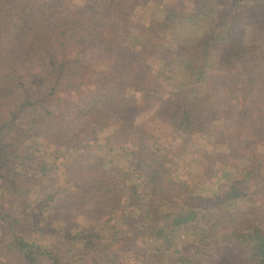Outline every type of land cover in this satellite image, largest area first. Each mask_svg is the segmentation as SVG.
Listing matches in <instances>:
<instances>
[{
  "label": "trees",
  "instance_id": "1",
  "mask_svg": "<svg viewBox=\"0 0 264 264\" xmlns=\"http://www.w3.org/2000/svg\"><path fill=\"white\" fill-rule=\"evenodd\" d=\"M148 1L0 0V264H264V0H226L184 89L162 36L215 3L132 20Z\"/></svg>",
  "mask_w": 264,
  "mask_h": 264
},
{
  "label": "rangeland",
  "instance_id": "2",
  "mask_svg": "<svg viewBox=\"0 0 264 264\" xmlns=\"http://www.w3.org/2000/svg\"><path fill=\"white\" fill-rule=\"evenodd\" d=\"M202 0H150L147 3V7L138 8L135 10L134 14L132 15V20L139 22V23H160L163 18V10H162V2H165L168 6L172 8H182L184 12L187 14L191 11H197V7ZM215 3L214 12L213 14L200 22H190L187 20H182L175 22L170 27L165 29V32L162 36L163 44L161 45V55L166 56L168 61L163 62L165 64V70L168 69L167 65H172V75H169L170 85L171 88H181L184 89L187 85L191 84V81L188 80L186 77V69L190 67V59L198 54L199 51V44L201 40L208 34V32L215 26V23L221 19L223 14L229 8V2L226 0H212ZM214 5V4H213ZM243 41L247 44H258L261 43L264 39V33L261 31L260 27H257L254 24L247 25L242 33ZM123 52H132L131 49L126 43L125 47L121 48ZM122 53V52H121ZM124 54V53H122ZM116 55V53H115ZM112 55L108 57H99L97 64L95 66L102 67L107 60L111 58ZM162 60V59H161ZM159 63L156 62V59L152 61L153 72L155 76L159 78L158 69ZM127 97L135 103H138L140 95L135 89H128L126 92ZM154 112V110H152ZM151 116L152 113H147L141 115L137 118V122L142 123L147 120L146 117ZM146 128L149 131H152L153 134H166L169 133V128L164 125V123L156 124L152 122L146 123ZM172 145L177 147L175 140H173ZM190 146H188L189 148ZM42 151V150H41ZM188 157H190V153H187V160L188 164L192 161ZM196 159V158H195ZM197 160V159H196ZM48 162L54 163L55 161L48 159ZM200 163V162H199ZM204 164V163H202ZM57 165V164H56ZM62 164L57 165V169L53 176L50 179H44V183L40 186L41 188L45 189L49 185L54 187L63 185L65 180L63 179V167ZM191 166V165H190ZM187 167V166H186ZM185 173V168L182 169L181 176ZM219 178V174H216L212 177V182L216 183V179ZM46 182V183H45ZM45 184V185H44ZM37 189L28 190L26 192L27 199L31 201L32 204H37L40 202L41 195L38 191L39 186H36ZM38 233V232H37ZM35 237H40L45 239L42 236H38L35 234ZM37 238L38 240L44 242ZM131 256H127L126 260L132 262Z\"/></svg>",
  "mask_w": 264,
  "mask_h": 264
}]
</instances>
